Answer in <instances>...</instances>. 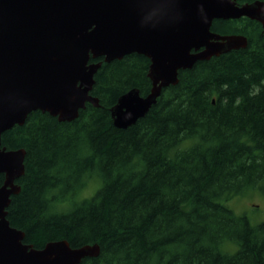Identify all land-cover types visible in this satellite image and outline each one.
<instances>
[{"label":"trees","instance_id":"1","mask_svg":"<svg viewBox=\"0 0 264 264\" xmlns=\"http://www.w3.org/2000/svg\"><path fill=\"white\" fill-rule=\"evenodd\" d=\"M211 31L247 47L179 71L127 129L112 125L110 109L130 90L150 93V61L138 54L90 60L102 62L90 92L98 108L87 103L72 122L36 111L2 134L1 147L25 151L7 208L24 244H97L98 257L80 264H264V224L224 204L264 196V27L240 18Z\"/></svg>","mask_w":264,"mask_h":264},{"label":"water","instance_id":"2","mask_svg":"<svg viewBox=\"0 0 264 264\" xmlns=\"http://www.w3.org/2000/svg\"><path fill=\"white\" fill-rule=\"evenodd\" d=\"M239 1L0 0V264H80L99 255L97 244L23 243L7 208L20 192L15 182L24 174L25 151L1 147L2 134L36 111L72 122L87 103L98 108L90 92L102 62L138 54L150 61V93L130 90L110 109L115 128L133 126L178 83L179 71L247 47L243 36L213 33V21L247 18L264 27V1Z\"/></svg>","mask_w":264,"mask_h":264},{"label":"rangeland","instance_id":"3","mask_svg":"<svg viewBox=\"0 0 264 264\" xmlns=\"http://www.w3.org/2000/svg\"><path fill=\"white\" fill-rule=\"evenodd\" d=\"M97 185H89L79 196L89 198L93 195ZM237 216H244L252 226L264 224V196L259 192H248L242 196L233 197L224 203ZM68 208V207H67ZM234 246L228 245L227 251L233 252Z\"/></svg>","mask_w":264,"mask_h":264},{"label":"flooded vegetation","instance_id":"4","mask_svg":"<svg viewBox=\"0 0 264 264\" xmlns=\"http://www.w3.org/2000/svg\"><path fill=\"white\" fill-rule=\"evenodd\" d=\"M241 1H242V0H241ZM239 2H240V1H239ZM239 2H238V3H239ZM239 4L241 5V4H245V3H239Z\"/></svg>","mask_w":264,"mask_h":264}]
</instances>
